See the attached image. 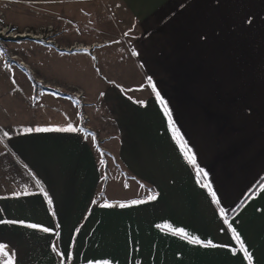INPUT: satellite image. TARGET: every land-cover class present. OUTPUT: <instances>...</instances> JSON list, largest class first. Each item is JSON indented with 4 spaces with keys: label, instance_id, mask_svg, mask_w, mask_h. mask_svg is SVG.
I'll list each match as a JSON object with an SVG mask.
<instances>
[{
    "label": "crops",
    "instance_id": "0c3cea01",
    "mask_svg": "<svg viewBox=\"0 0 264 264\" xmlns=\"http://www.w3.org/2000/svg\"><path fill=\"white\" fill-rule=\"evenodd\" d=\"M108 1L93 31L80 26L59 36L82 50L35 41L43 57L18 56V70L33 81L74 85L85 95L82 102L67 90L39 91L43 123L11 135L10 153H0V221L16 222L0 223L9 252L0 264H250L248 253L251 264H264L259 127L244 134L226 113L243 106L237 63L256 61L255 6H263ZM235 16L241 23L232 24ZM98 136L108 137L112 155Z\"/></svg>",
    "mask_w": 264,
    "mask_h": 264
},
{
    "label": "rangeland",
    "instance_id": "374dc122",
    "mask_svg": "<svg viewBox=\"0 0 264 264\" xmlns=\"http://www.w3.org/2000/svg\"><path fill=\"white\" fill-rule=\"evenodd\" d=\"M44 1L61 3L50 5L34 3ZM246 1L250 3V0ZM257 3L263 7L255 6L256 11L264 17V0H258ZM108 4V0H12L8 3L0 1V153H10L6 143L11 135L29 127L36 128L38 124L43 123L41 120L42 110L37 107V101L41 100L39 91L46 89L44 84L61 86L69 91L76 90L83 93V98L85 95L83 90L74 85H62L57 81L45 82L37 79L43 83L39 84L37 81H33L30 75L29 78L27 77V73L23 72L24 68L18 70L23 61L15 59V55L20 56L25 61L27 58L35 61V58L43 57L44 51L35 41L44 42L28 36L33 34L49 35L50 38L60 44L58 39L60 35L77 32V28L80 26L93 31V28L97 27L101 21L100 12L106 20L109 11L105 10V6ZM212 5L216 6L217 1L213 2ZM226 6L228 12L235 9V5L226 4ZM233 14H227V18ZM210 16L213 17L214 14H210ZM261 16L256 17L253 32V34L259 35V51L258 54H255L256 61L237 63V69L241 66L244 73L242 79L243 94L241 95L243 106L241 109H228L226 113L228 119L234 117L239 119L237 123L242 125L244 134L251 126L258 125L260 134L258 147L264 148V22H258ZM240 17L244 18L245 16ZM235 23H241V20L236 16L232 24ZM75 44L79 43L75 42L73 45ZM235 69L236 66L227 67V72H234ZM32 73L34 72L32 71ZM27 81L35 84L33 91L28 86L29 82ZM239 96L237 94V97ZM227 97L228 101L235 98L234 94H228ZM101 119L103 122L108 119L106 113ZM24 121H29L31 125L27 127L24 125ZM89 121H91L90 116ZM103 129L111 131L108 126H103ZM3 132H7L8 135L4 136ZM106 154L112 155L111 152ZM108 159L104 160L103 158L104 163L110 160ZM115 164L117 165L116 161Z\"/></svg>",
    "mask_w": 264,
    "mask_h": 264
},
{
    "label": "built area",
    "instance_id": "2783aa9c",
    "mask_svg": "<svg viewBox=\"0 0 264 264\" xmlns=\"http://www.w3.org/2000/svg\"><path fill=\"white\" fill-rule=\"evenodd\" d=\"M32 39H36V40H42L45 44H50V45H54L55 48L59 49V50H63V51H73V50H82V45H72V46H62L60 44L57 43L56 40L52 39L49 37V35H42V34H33L32 36H28ZM90 52H92V50H89ZM92 56L94 58H97V54L96 53H92ZM95 67H97V64H95ZM37 83L39 84H43L41 83L39 80H36ZM45 88H54L57 91H65L66 89H64L61 86H51L49 84H44ZM69 93H71L72 96H75L76 98L80 99L82 102H84V98H83V93L78 92V91H69L67 90ZM83 119L86 121V125L85 128L86 129H91V126L89 125V115L84 113L83 114ZM107 138H100L99 136L97 137V141L99 144L100 149L103 151L104 154L106 153H110L109 150L103 145L106 142Z\"/></svg>",
    "mask_w": 264,
    "mask_h": 264
},
{
    "label": "snow or ice",
    "instance_id": "6c2138e0",
    "mask_svg": "<svg viewBox=\"0 0 264 264\" xmlns=\"http://www.w3.org/2000/svg\"><path fill=\"white\" fill-rule=\"evenodd\" d=\"M150 83H151V81H149ZM153 90L155 91V88H153ZM157 97H159V93H157ZM161 102H163V101H161ZM50 129H35V131H49ZM56 130H58V131H62V130H65V129H56ZM67 130H72L71 129V127H69V129H67ZM27 131H33V129H28ZM3 135L4 136H7L8 135V133L7 132H3ZM190 159L194 162V157H190ZM17 195H19V193H17ZM45 197H46V199H47V196H46V194H45ZM156 197L155 196H151L150 197V199H155ZM48 203H49V205H51V203H52V201L50 200V199H48ZM133 203H137L136 201H134ZM120 207H124L125 205H123V204H120L119 205ZM0 223H9V224H11V223H16L15 221H0ZM27 227H29V228H33V229H36V228H38L39 226L38 225H35V224H30V225H27ZM40 230H42V231H44V232H48L49 231V229H47V228H42V229H40ZM236 239L237 240H239V237L237 236L236 237ZM193 242H195V243H200V241L199 240H196V239H194L193 240ZM205 247H208V246H213V247H215V245H211L210 244V242H209V244H206V245H204ZM241 247L243 248V244H241ZM55 250V249H54ZM9 255V252L6 250V246H4V245H0V256H3V257H7ZM247 257H248V260H249V262H250V264H251V260H252V257H251V254L250 253H248L247 254ZM9 264H11V261H9Z\"/></svg>",
    "mask_w": 264,
    "mask_h": 264
},
{
    "label": "bare ground",
    "instance_id": "6f19581e",
    "mask_svg": "<svg viewBox=\"0 0 264 264\" xmlns=\"http://www.w3.org/2000/svg\"><path fill=\"white\" fill-rule=\"evenodd\" d=\"M0 1H2V2H6V3H8V2H10V1H12V0H0ZM29 3H32V2H29ZM34 3H40V4H50V3H53V2H50V1H44V2H34ZM25 35H29V34H25ZM19 36H23V35H19ZM30 36H32V35H30ZM88 48V50H92V48L91 47H87ZM84 49H86V48H84ZM14 58L15 59H18V60H20V58L17 56V55H15L14 56ZM24 66H25V64H23Z\"/></svg>",
    "mask_w": 264,
    "mask_h": 264
}]
</instances>
